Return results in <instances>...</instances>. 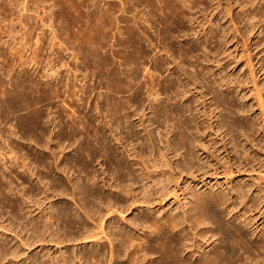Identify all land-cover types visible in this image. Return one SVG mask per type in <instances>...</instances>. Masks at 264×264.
Instances as JSON below:
<instances>
[{"label": "bare ground", "instance_id": "obj_1", "mask_svg": "<svg viewBox=\"0 0 264 264\" xmlns=\"http://www.w3.org/2000/svg\"><path fill=\"white\" fill-rule=\"evenodd\" d=\"M9 1H10V3H12V2L15 3L18 8L21 5L20 7H22V8H19L20 9L19 13L18 12L17 13L21 14L22 18L24 19V17H23L24 15H22L21 12L25 11L26 9L29 10V8H28L29 3L26 0H24V1L17 0L16 2L14 0H9ZM42 1L44 2L45 0H42ZM124 1H126V0H124ZM144 2H146V5H145L146 7L147 6L151 7V9L149 10L150 13L152 12L153 9L155 10L154 12H156V11L162 12V15L164 17V20H162L160 22V24H162V25L170 24V23L174 24L176 22V18H181L183 20L184 19L186 20L187 16H186V11H184V6H181L178 2L174 3L172 0H129V2H127V3L128 4L132 3L133 9H134V11H136L137 8L139 7L140 3L142 4ZM153 4H154V7L152 6ZM261 5L262 6H261L259 16H258V20L260 21V23L264 21V1H263V4H261ZM114 7L115 6H111V4H110L107 9L102 10V11H104V12H101L102 14L100 13L101 19L99 22L102 23V26L104 28L103 29L104 34H101V35L99 34L100 36L103 37V38L101 37L102 42H104V41H106V39H108L109 36L107 34L109 32H111V30H112V28L116 22L118 23V25L120 22H126L128 25V28H129L127 32L129 33L130 39L127 41H124V42H126L127 45L130 44V47L133 49L134 53L132 52L133 54L131 53L132 54L131 56H133V55L136 56V54H138V56H139V54H141V56H143V57L144 56L150 57L149 52L142 49V47H140L137 44L138 41H136V40H137V38L139 40L140 35L145 34L148 29L151 30L152 26L147 27V28L144 27L145 29H142L140 24L143 22V23H146L149 25L152 22V16L148 17L149 14H147L145 19L140 23L139 20L137 19L136 14H135L132 17L134 20V23L132 25H130L128 18L122 19L121 16L115 15L117 9H119V8L116 7L117 9L115 11ZM50 8H51V6H50ZM79 9H80V7H79ZM9 10H14V9H9ZM16 10H18V9H15V11ZM229 10H230V12L232 10V1L229 2ZM51 11H52V9H51ZM121 11L123 13L124 12L128 13L129 10L126 7H121L120 12ZM7 12L10 13L11 11H7ZM96 13H97V11H96ZM96 13H94V14H96ZM147 13H148V11H147ZM256 13L253 14L252 19L256 18V16L258 15V14L256 15ZM81 14H83V13H81ZM70 15H71V13H70ZM18 17H20V16L18 15ZM2 21H4V20L2 19ZM2 21H0V27L2 26L3 29H5V28L7 29V26H9V25L4 24ZM21 23L22 22L20 21V25H21ZM180 24L182 25V27H184L183 22H181ZM90 25H92V24H90ZM72 26L74 27V25H72ZM10 27H12V26H10ZM10 27H8V29ZM2 28L0 30H2ZM114 28H115V26H114ZM164 28H166V27H164ZM8 29H7V31H9ZM140 29H141V31L142 30L143 31L141 32ZM82 30H84V29H82ZM103 31H102V33H103ZM170 31L168 29V36H167V32L166 33L160 32V34L157 33V34H159V36H163L162 39L164 42L166 41V38L168 37V46H167V49H165L166 54H168V56H167L168 61L167 62L171 66V67H168V72H170L173 69L174 71L177 70L180 73V75L176 76L174 79L173 78L171 79L168 76L170 79L168 78V87L167 88H168V90L174 89L175 92L183 95L187 92V90H189L188 87L190 85L194 86L195 89H198V85L200 83H198V80L196 79L197 77L194 78L193 75L191 76L187 72V69L184 68V66L182 65L181 62H178V60L176 58L172 57L174 55V53H173L174 50H173L172 44L170 43V39H172V36H174V34L171 33ZM183 31H184V29H183ZM0 32H2V31H0ZM4 32H5V30H4ZM10 32H11V30H10ZM91 32H92V30H91ZM91 32H89V34ZM184 32H186V31H184ZM88 37L89 36L87 35L86 39H88ZM92 37H93V35H92ZM92 37L90 35V38H89L90 41H92V40L95 41L94 38H96L97 36L96 37L94 36V38H92ZM91 38H92V40H91ZM197 38H199V37H197ZM109 39H110V37H109ZM88 40H87V42L90 43ZM96 40H98V39L96 38ZM93 41H92V44L95 45L94 48H93V46L91 47V44H90V47H91V49H90L88 46L89 44H87V47L90 49V51L88 50L90 53H87V54L91 55L93 57V59H95L94 61H95V65L97 68L99 67L102 70V67L104 66V68L107 69V71L104 72V73H106V76L103 77L105 79V85H104L105 91H104V94H103V92L102 93L99 92L100 93L99 95H101V94H103V96L105 95V100H106L108 107H107V112H106L107 115H106V117L104 115V119H103L104 125H102L101 127H100V125L98 127H95V126L90 127V126H92L91 122H89V123L86 122V125L88 124L87 126L85 124H83V125H85V126H83V129H85V132L84 131H82V132H84L85 137H87L85 139H88L84 143H83V141L85 139L82 141L80 139L81 137L78 138V135H77L79 133L80 127H81V125H80L81 122L79 123L80 119H78V122L76 120L73 121L74 119L70 120V121H73V123L68 126L69 127L68 128L69 129L68 134H66V133H64V135L62 134L63 133L62 126H61L62 130H59V133L56 134L55 126H54V129L52 126L55 124L57 119L52 118L50 120V117L48 118L49 115L48 116L46 115L47 119L45 120L39 114L42 110L41 109L37 110L38 108H41L43 106V104H44V103H42L43 101L42 102H39V101L32 102L29 98H27L26 96H23V94H26V91L24 90L26 88H27V90H29L28 88H30V90L32 89L31 91H35V93L39 92V91L41 92V90H39L40 88L38 89V84L40 82L38 83L36 80L35 87H27L28 85L27 86H25V85L29 84L30 82H33V81H30L29 83L24 82L25 81L23 78L25 76V74H24V76L22 77L23 79H21V75H20V79H21L20 81L21 82L17 83V86H16V84H14V86H16L15 88H18L17 89L18 91H19V89L22 90V91L20 90L19 93H21V92H25V93H23V94L18 93L20 95L19 101H13V100H12L13 102L10 101L8 112H9V114H12V116H14L15 118L17 117L16 115H18V117L20 119H23V122H25L23 124H26V129H24L25 127H21L20 128L21 130L18 131L20 134L16 133L17 134L16 135L15 134L16 129L14 126V129L11 130V128H10L9 131L7 130V133H4L0 129V134L4 133L5 142L9 141V139H11V138L13 139L14 137L16 139V136L19 135V140L24 141L23 142L24 144L19 145L18 142H16L17 144L13 146L12 142H14V141H12L9 143L10 145L8 146L7 150H6L7 146H4L3 144L0 145V161L4 160L5 156L8 155V157L11 160L10 168L14 169L17 167V160L21 159L23 175L19 179L22 180V184H24V182L27 181L23 177L24 174L26 176V173L30 174V176H32V177L35 176V178H37V181L39 183L40 182L43 183L42 178L44 177L43 174L45 172L44 173L42 172L43 174L41 173V175H42V177H41L39 174L40 173L39 169L41 167L43 169H46L50 173L54 174L52 179L50 180V183L47 182L48 183L47 190L44 191V190L40 189L39 187H37V185H36V187L33 186V188H32L33 189L32 190L33 196L26 197L25 196L26 194H24L25 193L24 192V193L20 194V196H22V198H21L22 200L20 199V201L12 202V206L15 209L14 215L16 216V218L23 217V213L25 212L24 217L26 218V220H28V221L30 220L29 222H31V225L34 228V232L37 234L35 236V238L37 237L38 240L39 239L41 240L42 236H45L44 235L45 230L46 231L49 230V232H50L49 235H50L51 239L57 238L60 240L59 243H62V244L64 242H66V243L72 242L73 243V248L71 247L72 248L71 253H67V254L64 253V255L62 257L63 263L61 262L59 264H88L90 262H92V264H258L257 262H261V264H264V231H263V235H261L258 239H255V240L251 239L250 233H249V229H251L250 226H252L254 221H255L254 212L256 210H258L260 208L261 204L264 202V187H263V184H264V177L263 176L264 175H261L262 172L256 169L257 168L256 166H258V165H260L261 167H264V165L262 164V163H264V159H261V157L259 156L260 160H258L259 159L258 155L263 153L262 150L264 151V148H263L264 144L261 145L260 148L258 147V145L260 146V144L262 142H264V92H263L262 88H260L259 82L255 83V89H254L255 90V92H254L255 97L258 96V99L254 103L249 104V106L247 105L248 107L245 106L246 105V96H241L240 94H238L240 96H238L236 98L233 95L229 97L227 94V96H226L225 95L226 93H225L223 95L224 97L219 98V103L222 104V107H225V109L228 111V113L226 116L223 115L224 118H222V124H221L220 128H219V125H217L218 133L221 132V130H223V128L228 129L231 133L236 130V131H239L240 133H242V132L244 133V135L246 137V141L249 140L251 135H252V137L255 135H258V139L260 138L261 142L256 143L255 147L251 146L250 149H245L244 153H246V154L244 156L242 155L243 157L241 160L239 157H236L233 155L234 157L237 158L238 161L240 160L238 162L239 164L237 166V169H238L237 172H240V170L242 169V166L247 163V165L248 164L251 165V166L250 165L249 166L253 169V171H258V175H259L258 179L257 178H256L257 180L252 179V181L249 183H247L245 181L244 184L241 181L242 180L241 179L234 186H230V187L227 186L228 190H226V189H219L218 190V189H215L214 187H212V188L207 187L205 190H201L200 188H198L199 184L195 185V183H197V181L195 179L196 178L195 174L197 172L209 173V171L215 170L217 173L219 170V171H221V174L225 175L227 180L230 179V181L232 180L233 183L235 182L234 181L235 180L234 176L236 174L235 173V164L232 163V161H231L232 159L230 157H227L224 162L223 161L221 162V160H219L220 157L218 158V156L215 155L216 151H220L217 148V144H218L217 141L214 140V137H212L211 139H207V136L209 134L214 135V133H217L215 130L216 127L213 126L214 123L206 126V125H203V123L201 124V122H200L199 124H196V126H193V124L196 123V121H197V119L195 120V117L198 118L199 116L198 115H197L198 117L196 115L191 116V114H189L192 117L191 118L189 116L190 117V119H189V118H187L188 116L186 117L187 111H185V109H184V108H186L185 106H184V108H183L184 110H183V109H181V107H179V105H178L179 103H177L178 101H176L177 104L174 105V107L172 106L173 103L171 104L169 102L168 103V109L166 108V106H162V108L160 110L158 109V111H157L158 115H160L161 118L163 117V115H166V118H165L163 123L168 124V130H167L166 138L164 140H163V138L161 139V141L164 142L163 146L162 145L160 146L159 143L154 141V138L152 136L153 133H151L150 131H147V133H145L146 134L145 140L143 143H141L142 147L139 149V151H135V154L132 156L131 150H128V148L133 145L132 142H129V144H125L123 141L125 135L124 136L121 135L122 134L121 132H120L121 134H119L116 138H114V136H116V135L113 134V131L114 132L116 131L115 134H117L119 132L118 130L121 126V123L124 122L125 118L129 119L128 118L129 116L127 115L128 112L125 108V105H123V99L127 96L130 98V96L125 94L124 91L127 90V91H130L131 93L136 92V89L132 86V83L134 82V80H136V78H135L136 74L135 75L134 74H128L126 77H123L124 79H122L119 76L120 74H122L121 69L118 67L119 69L113 68V70H111L110 67L113 64L108 60L109 54L104 55L106 53H104V54L101 53V52H103V51H101L102 49L100 48V46H102V45H100V46L98 45V48H97L96 44ZM99 42L102 43L101 41H99ZM99 42L98 43L96 42V43L99 44ZM120 42H121V40H120ZM107 43H109V42H107ZM120 44H117V45H120ZM122 44L124 46V43H122ZM125 47L126 46H124V48ZM127 47H129V46H127ZM203 47H204V45H203ZM88 48H86V49H88ZM188 52L189 51L184 50V52L182 51V55L186 56L188 54ZM204 54H205L204 55V65L202 67H204L205 63L208 62V59L206 56L207 53H204ZM2 55L3 54L0 53V59H2L4 61L5 59L2 57ZM118 56H120V55H118ZM131 56H130V59L128 61L126 60L127 62L126 61L124 62L125 65H127V64L131 65V64L136 63L135 58H134L135 56L134 57H131ZM17 58H16V60H17ZM72 60H73V58H72ZM3 61L0 62L1 66H2ZM85 61H86V59H85ZM66 64H68V63H66ZM201 64H203V63H201ZM1 66H0V68H1ZM67 67H68V65H67ZM94 68H95V66H94ZM254 68H255L254 65L251 64L252 75H254ZM205 69H207V72L205 73V75L206 76L209 75V76H208V78L206 76L205 77L203 76L204 77L203 79L205 81V79L207 78L205 85L208 87V90H209V88H213L215 86V84L218 82V80H216L217 78H214V79L212 78V75H211V71H213L212 69H210L207 65L205 68H203V70H205ZM0 71H1V69H0ZM13 71H11V72H13ZM11 72H9V74ZM25 73H27V72H25ZM71 73H72L71 70H69L68 75H70ZM93 73H95V72H93ZM100 73H102V72H100ZM73 75H75V74H73ZM122 75H124V74H122ZM152 75H154V74L152 73L150 75L151 77L149 78V80L151 81L150 85H148L149 91H150L149 94H150V96L153 95V96H155V98H158L160 96L161 92L159 93L160 90L158 91L157 89H155V87H154L155 85H153L154 84L153 82H155L154 76H152ZM210 77L212 78L211 80H209ZM0 80L2 81L1 78H0ZM1 81H0V90L3 91L4 82L2 81L3 82V84H2ZM63 82H60V83L58 82L59 83V84L57 83L58 85L56 84L58 86L57 89L55 87H53L52 91L50 90V88L47 90V92L50 90L51 93L53 94V97L58 99L59 100L58 102H60V103L62 102L61 101V99H62L61 93L64 92L63 89L60 90V88H61L60 84ZM218 84H219V86H221L220 83H218ZM30 85H33V83ZM203 85H202V88H200L201 89L200 94H201L202 98L204 97V95H203L204 93H202V91L204 89ZM4 86H5V84H4ZM67 87L64 90L66 93L69 94L68 95L69 97H70V95H71V98H73L74 96H77V94L79 93V90L78 91L74 90L75 89L74 88V89H72L73 91L71 93H69V90L71 88H69V90H68ZM15 88H13V89H15ZM76 89H77V87H76ZM6 90H8V89H5V91ZM43 90H45L44 87H43ZM80 90H84V88H81ZM45 91H44V93H46ZM61 91H63V92H61ZM65 92L63 94H65ZM95 92H96V90H94V93ZM137 92H138V90H137ZM4 93L8 96V94L6 92H4ZM8 93H10V92H8ZM32 93L34 95V92H32ZM187 94H188V92H187ZM9 95L13 96L12 91ZM16 95H17V93H15L14 96H16ZM37 95H38V93H37ZM185 95H184V98H185ZM7 96H6V99L8 97H10V96H8V97ZM50 96H52V95H50ZM179 96H181V95H179ZM179 96H178V98H179ZM89 97H90V95H89ZM128 97L126 99H128ZM182 97H180V98H182ZM131 98H133V97H131ZM6 99H5V102L6 101L9 102ZM36 99H37V97H36ZM45 99H46V97H45ZM152 99H154V98H152ZM10 100H11V97H10ZM195 100L197 102L198 98ZM255 100H256V98H255ZM14 102H16V103L14 104ZM47 102H49V101H47ZM56 102L57 101H55V103ZM91 102H93V101L89 100L88 104H90ZM20 103L22 104V107L20 106L21 105ZM41 103H42V105L40 106ZM69 104L64 99V104H62V105L60 104V106H58V107L62 108L59 110V112L63 110L62 106H64V109H66V110L67 109L69 110L70 107L72 108V106H70L71 104L70 105ZM91 104H93V103H91ZM215 104H217V101ZM38 105H39V107L37 108ZM46 105H49V104H46ZM86 106H89V105H86ZM181 106L183 107V105H181ZM191 106H189V107H191ZM242 106H244V107L242 108ZM34 107H36L37 109ZM67 107H69V108H67ZM189 107H188V109H189ZM204 107H206V106L203 105V111H201L199 114H201V116L203 117L204 120L213 122L215 117H216L214 115L215 110L210 113ZM0 111H1V108H0ZM76 111H78V110H76ZM192 111H195V110L194 109L191 110L190 113ZM71 112H73V111H71ZM79 112L81 113L82 111H79ZM43 113H44V111H43ZM235 113H239V115L241 117L240 119H242V117H243L246 120V122L245 123L244 122H236L234 120V118L237 116L233 117ZM9 114L7 115L8 117L11 116V115L9 116ZM41 114H42V112H41ZM78 114L76 115L73 113V115L80 117V115H78ZM73 115L71 114L72 117H73ZM69 116L70 115H68V117ZM0 117H1V115H0ZM107 117H111L112 118L111 121L113 119L115 120L116 129H114L115 127L113 128L111 126V124L105 120V119H107ZM7 118H5L6 120L4 119V121L6 122L5 124H7L8 120H9V118L8 119ZM173 119L176 120L177 122L176 121L174 122ZM217 119L219 121V118H217ZM157 120H158V118H157ZM172 120H173V123H171ZM194 120H195V122L193 123ZM41 121H42V125H41ZM126 122H129V120H126ZM43 123H44V125H43ZM159 123H161V122H159ZM125 125H127V124H125ZM89 127L92 128V131H90L91 129L89 130ZM131 127H132L131 125H130V127L128 126V128H131ZM145 129H146V127H145ZM22 130H24V131L21 132ZM108 131L110 132V135H108L109 134ZM157 131H158V129H157ZM130 132H132V131H130ZM133 132L131 134H133ZM65 134H66V136H65ZM4 135H2V136L4 137ZM110 136H112L114 138V141L116 139L115 143H113V141L111 139H109ZM130 136L131 135H129V137ZM220 141H223V139L221 138ZM74 145H76V147L74 149L76 155H73L74 156L73 162L70 161L73 166L70 167L69 163H67L68 161L65 162L64 159L67 158L66 157L67 156V150L71 149V147H73ZM121 147H123V150L122 149L120 150ZM213 147H214V149L211 150ZM223 147L225 148V151H228V144L227 143L224 142ZM244 148H245V145H244ZM25 149H27V151ZM135 149L136 148L132 147V151H134ZM252 149L254 151V154L249 153V151ZM253 151H251V152H253ZM18 152L22 153L21 157H19ZM226 153H228V152H226ZM203 154H205V156H204L205 158L203 159L204 161L201 162L200 160H201ZM227 155H230V154L228 153ZM25 156H26V158H30V156H31V162H32L31 164L34 165V168H36V169H34V168L32 169V165L30 166V164H28V162L24 158ZM99 157L103 158L104 164L107 166L103 170V174H106L108 167L111 168V170H112L111 180H113V182L107 183L108 180H106L105 176L102 178L99 177V174L97 173L99 170L96 169V167H94V164H93L94 161H96L97 158H99ZM259 161H260V163H259ZM29 163H30V161H29ZM257 163H258V165H256ZM236 164H237V162H236ZM18 167H19V165H18ZM72 167H74L73 170L76 167L77 170L84 173L85 174L84 178H82V177L78 178V176L76 177V176H74V174L73 175L70 174ZM243 167H245V166H243ZM95 169H96V172H95ZM7 170H9V169L7 168ZM242 170H244V168ZM0 171H1V169H0ZM82 173H80V174H82ZM192 174H193V177H189ZM9 176H10V174H9ZM100 179H101V181H100ZM2 183L0 184L1 195H3L4 193L6 194L7 189H10L9 191L11 192V194L19 196L18 195L19 192L18 191L16 192V190H15L16 188L13 189L12 187H10V188L6 189V187H4L5 185L3 186ZM45 184L46 183H44V185ZM8 185H7V187H8ZM11 185L12 184H10V186ZM38 185H40L42 187L41 184H38ZM182 186L185 189L182 188ZM254 188H256L257 193H256V195H254L252 197V196H250V192ZM39 189H40L41 193L43 191L45 199H51L52 198L54 200L53 203H51L52 204L51 205L52 212L50 213L49 216H47V214L46 215H44V214L39 215L41 213L39 210L41 208V204H40L41 198L36 196L39 193L38 192ZM180 191H182L181 192L182 194L179 195ZM27 196H28V194H27ZM172 196L177 200L176 202L179 204V205H177V207L170 208V209H168V211H165V213L164 212L163 213L162 212L157 213L158 211L155 208L151 207L153 205H161V202L165 201L167 198L170 199ZM181 196H183L184 200L181 199ZM233 197L239 198V200H240L239 206H242L245 209L243 212L239 213L240 207L235 205ZM31 198H32V200H31ZM17 199H19V197ZM4 200H7L6 197H4ZM60 203L64 204V206L62 208L57 207V204H60ZM144 205H145V207H144ZM25 206L27 207L26 210H25ZM139 207H141V208H139ZM11 209H13V208H11ZM37 210L39 212H37ZM22 211H23V213H21ZM130 211H132L131 213H133V216L130 214L131 217L130 216L128 217V215H126V214H128V212H130ZM45 216H47L49 219H47L48 222L44 223V230H43V229H41L42 225H39V221H40L39 218H42ZM55 218L58 219V221L60 223L59 225L61 227L60 230L57 232L55 230H51L49 227V224H50V226L53 225V223L51 221ZM232 219H235L237 222H240V224H237L234 221L232 222L231 221ZM13 225L14 224H12V226ZM5 229L10 230V228H8V227H5ZM41 234H42V236H41ZM15 235L18 236L17 233H15ZM1 238L3 239L4 237H1ZM2 239H0V240H2ZM5 240L6 239L4 238L3 241H5ZM2 243H4V242H2ZM21 243L23 246H26V247L28 244L29 245L31 244L30 239H27L25 241L23 239H21ZM82 245H84V247ZM79 247H81V248L79 249ZM0 251L3 253V255H5V254H6V256L11 255L12 257L16 258L19 254L20 246L19 245L16 246V248L14 250H12V252L8 253V249H7V247H5V244L4 245L0 244ZM252 251L259 252V253L254 252L257 254L256 258H255L256 254L253 255L254 258H252V256H251ZM3 255L1 256L2 260L4 258H6ZM257 259H260V260L258 261ZM255 260L257 262H255ZM36 262L34 264H36Z\"/></svg>", "mask_w": 264, "mask_h": 264}, {"label": "rangeland", "instance_id": "obj_2", "mask_svg": "<svg viewBox=\"0 0 264 264\" xmlns=\"http://www.w3.org/2000/svg\"><path fill=\"white\" fill-rule=\"evenodd\" d=\"M14 1L16 2L17 0H14ZM22 1H24V0H22ZM26 1L29 3L28 4L29 10L26 9L25 11L21 12L22 15H24L23 16L24 19H23L21 14H18L19 10H20L19 8H22V7H20L21 5L18 8L17 5L15 3H13L12 1H11L12 3H10L9 0H0V19H1L0 21H2V19H3L4 21H2V22L6 25H9V26H7V29H8V27L12 26L8 29L9 31H7L6 28L3 29L2 26L0 27V29L2 28V30H0V31H2V32H0V51H1L0 53L3 54L2 57L5 59L4 61L2 59H0V62L3 61V63H2L3 67L0 65L1 66L0 78L2 79V81L4 82V84L6 86L5 87L3 82L0 80L3 84V91L0 90L2 92V93L0 92V108H1V111H0V115H1V117H0V129L4 133H7V130L9 131L10 128H11V130L14 129V126L16 129L15 134L16 133L20 134L18 131L21 130L20 129L21 127H25L24 129H26V124H23V123H25V122H23V119H20L18 117V115H16L17 117L15 118L14 116H12V114H9V112H8L10 101H12V100L13 101H19V99H20L19 94L25 93V92L19 93V91L21 89H19V91H18L17 90L18 88H15L17 86V83H20L21 82L20 80L23 78L25 80L24 82H26V83L33 81V82H30L29 84L25 83L26 84L25 86L28 85L27 87H35L36 80L38 83L40 82L38 84V89L40 88L39 90H41V92L39 91V92L35 93V91H31L32 89L30 90V88H28L29 90H27V88H26V89H24L26 91V94H23V96H26L32 102H36V101L42 102L43 101L42 103H44V104L41 108H38L39 105L37 106L38 109L36 107H34V108H36L37 110H39V109L42 110L41 111L42 114H41V112L39 114L45 120L47 119L46 117L48 115H49L48 118L50 117V120L52 118L57 119L55 124L52 126L53 129L55 126L56 134L59 133V130H62L61 126L63 128L62 134L63 135H64V133L68 134V131H69L68 126L71 125L73 123V121L76 120L78 122V119H80L79 123L81 122V124H80L81 127H80V131L77 135H78V138L81 137L80 139L83 141L85 138H87L84 135L85 129H83V126L86 125V122L92 123V126H90V127H94V126L98 127L99 125L101 127L102 125H104L103 119H104V115H105V117L107 115L106 112H107L108 105H107L106 100H105V95L103 96L104 91H105V87H104L105 79L103 77L106 76V73H104V72L107 71V69L104 68V66L102 67V70L99 67L97 68L95 65V61H94L95 59H93V57L91 55L87 54V53H90L89 51H90L91 47L93 46V48H94V46H95L94 44H92V41H93L92 38H94V36L95 37L97 36L96 38L98 40H96V38H94L95 41H93V42L96 44L97 48H98V45L99 46L102 45V46H100V48L102 49V50L101 49L100 50L103 51L101 53H103V54L106 53L104 55L109 54L108 60L113 64L110 67L111 70H113V68L114 69L120 68L121 73L124 74V75H122V74L119 75L122 79H124L123 77H126L128 74H134V75L136 74L135 75L136 80H134V82L132 83V86L136 89V92L131 93L130 91H127V90L124 91L125 94L130 96V98L127 96L128 99H126L127 97H125L123 99V105H125V108L128 112L127 115L129 116L128 117L129 119L125 118L124 122L121 123V126L118 130L119 132L117 134H115L116 131L115 132L113 131V134L116 136H114L112 134L114 136V138H116L119 134L122 133L121 135H123V136L125 135L124 139H123L125 144H129V142H132L133 145L128 148V150H131L132 156L135 154V151H139V149L142 147L141 143L144 142L145 136H146L145 133H147V131H150L151 133H153L152 136L154 138V141L159 143L160 146L161 145L163 146L164 142L161 141V139L163 138V140H164L166 138V134H167V130H168V124L163 123L165 118H166V115H163V117L161 118V116L158 115L157 111H158V109L160 110L162 108V106H166V108L168 109V103L169 102L171 104L173 103V105H172L173 107H174V105L179 103L178 105H179V107H181V109H183L184 106L186 107L184 109H185V111H187L186 112V117L188 116L187 118L190 119L191 116H195V115L199 116V117L197 116L199 119L195 117V120L197 119V121H196V123H194L195 120L193 121V123L195 124V125L193 124V126H196V124H199L200 122H201V124L203 123V125H206V126L214 123L213 126L216 127L215 130L217 133H214V135L209 134L207 136V139H211L212 137H214V140L217 141V143H218L217 148L220 151H216L215 155L218 156V158L220 157L219 160H221V162L222 161L224 162L227 157H230L232 159L231 160L232 163L235 164V173L236 174L234 176V179H235L234 183L232 182V180L230 181V179L227 180L225 175L221 174V171L218 170V172L216 173L215 170H211V171H209V173L197 172L195 174L196 175L195 179L197 181V183H195V185L199 184L198 188H200L201 190H205L207 187H209V188L214 187L215 189H218V190L219 189L228 190V187L234 186L241 179H242L241 181L243 182V184L245 181L247 183H249L252 181V179H256V178L258 179V176H259L258 171H253V169L250 167L251 166L250 164L247 165V163H246L245 165H243L245 167L242 166V169L244 168V170L241 169L240 172H237L238 171L237 166L239 164L238 162L246 154V153H244L245 152L244 150L250 149L251 146L255 147L256 143L261 142L260 138L258 139V135H255L253 137L251 135L249 140L246 141V137H245L243 132L240 133L239 131L235 130L232 132L233 133L232 134L228 129L223 128V130H221V132L218 133L217 125H219V128H220V126L222 124V118H224V116H226L228 113V111L225 109V107H222V104L219 103V98L224 97L223 95L225 93H226L225 95L227 96V94H228L229 97L232 95L236 98L240 95L246 96V105L245 106H247V105L249 106V104L254 103L258 99V96L255 97V93H254L256 82H259V86H260V88H262V90L264 92V85H263L264 84V51H263L264 50V21L260 23V21L258 20L259 12H260V9L262 6L261 4H263L264 0H177V1L172 0L174 3L178 2L181 6H184V11H186L187 17H186V20L185 19L183 20L181 18H176V22L174 24H171V23L165 24L166 26L160 24V22L162 20H164L162 12L161 11L154 12L155 10L153 9L152 12L150 13L149 10L151 9V7H149V6L146 7L145 6L146 2H144L142 4L140 3L141 6L139 5V7L137 8L138 11L137 10L134 11V9L132 7L133 4L127 3V2H129V0H126V1H124V0H72V1L71 0H52V1L51 0H45L46 2L45 1L43 2L42 0H26ZM231 1H232V10L230 12L229 2H231ZM110 4H111V6H115L114 7L115 11L117 8H119V9H117L115 15L121 16L122 19L128 18L130 25H132L134 23V20L132 17L135 14H136L137 19L139 20L140 23L145 19L147 14H149L148 17L152 16V22L149 25L146 23H143V22L140 24L142 29H145L147 27L152 26L151 30L148 29L145 34L140 35L141 38L139 37V40H138V38L136 40V41H138L137 44L140 47H142V49L149 52L150 57H145V56L143 57V56H141V54H139V56H138V54H136V56L135 55L131 56L134 53L133 49L130 47V44L127 45L126 42H124V41H127L130 39L129 33L127 32L129 28H128V25L126 22H120L119 25L116 22L117 24L115 23V25H114L115 28L113 26L114 29L112 28L111 32H109L107 34L110 37V39L108 37L109 40L106 39V41L103 40L104 42H102L103 37L100 35L104 34V31H103L104 28L102 26V23L99 21L101 19V14H102L101 12H104L102 10L107 9ZM49 5L51 6V8ZM152 6L154 7V4ZM79 7H80V9H79ZM121 7L128 8V10H129L128 13L127 12L123 13L122 11L120 12ZM9 9H14V10H9ZM15 9H18V10L15 11ZM51 9H52V11H51ZM95 10L97 11V13ZM7 11H11V12L9 13ZM147 11H148V13H147ZM93 12L96 13L97 15L94 14ZM70 13H71V15H70ZM81 13H83V14H81ZM255 13H256V15L257 14L258 15L256 16V18L252 19L253 14H255ZM18 15L20 17H18ZM20 21L22 22L21 25H20ZM181 22H183L184 27H182V25L180 24ZM90 24H92V25H90ZM72 25H74V27ZM164 27H166V28H164ZM82 29H84V30H82ZM100 29L103 31V33ZM168 29H169V31L171 30L170 32L174 34V36H172V39H170V43L172 44L173 50H174L173 51L174 55L172 57L176 58L178 60V62H181L182 65L184 66V68L187 69V72L191 76L193 75L194 78L197 77L196 79L198 80V83H200L198 85V89H195L194 86L190 85L188 87L189 90H187L188 94H187V92L185 93L186 95L185 94H183V95L178 94L177 92H175L174 89H173L174 90L173 91L170 88H169L170 90H168V88H167L168 87V78L170 77L171 79L172 78L174 79L176 76L180 75V73L177 70L174 71L172 69L170 72H168V67H171L167 62L168 61V58H167L168 54H166V50H165V49H167V46H168V37H167L168 36ZM183 29L186 32H184ZM4 30H5V32H4ZM10 30H11V32H10ZM91 30H92V32H91ZM140 31H141V29H140ZM89 32H91V33L89 34ZM160 32H162V33L167 32V36H166L167 38H166L165 42L162 39L163 36H159ZM157 33H159V34H157ZM87 35L89 36L88 39L90 38V35H91V37L93 35V37L91 38L92 41H90V39L89 40L86 39ZM197 37H199V38H197ZM87 40L90 43H88ZM120 40L122 43H124V46H126L125 48H124L123 44L120 42ZM99 41H101L102 43H100ZM96 42L97 43L99 42V44H97ZM107 42H109V43H107ZM87 44H89L88 46L90 49L87 47ZM90 44H91V47H90ZM117 44H120V45H117ZM203 45H204V47H203ZM127 46H129V47H127ZM102 47L103 48L105 47V48L103 49ZM86 48H88V49H86ZM184 50L189 51L187 54L188 56L186 55L187 57L182 55V51L184 52ZM204 53H207L206 56H207L208 62L205 63L204 67H202L204 65V55H205ZM118 55H120V56H118ZM130 56L131 57L135 56L134 58H135L136 63L131 64V65H129V64L125 65L124 62L126 60L128 61L130 59ZM16 58H17V60H16ZM72 58H73V60H72ZM85 59H86V61H85ZM66 63H68V64H66ZM201 63H203V64H201ZM251 64H253L255 67L254 68V75H252V73H251ZM67 65H68V67H67ZM93 65L95 66V68ZM206 65L210 69L213 70V71H211L212 78L213 79L217 78L216 80H218V82L214 86L215 88L214 87L209 88V90H208V87L205 85L206 79L208 78L209 75H207V76L205 75V73L207 72V69L203 70V68H205ZM69 70H71V72H72L70 75H68ZM11 71H13V72H11ZM99 71L102 73H100ZM9 72H11V73L9 74ZM25 72H27V73H25ZM93 72H95V73H93ZM150 73L154 74L152 76H154L155 82H153L154 83L153 85H155L154 86L155 89H157L158 91L160 90L159 93L161 92L160 96L158 98H155V96H153V95L150 96V94H149L150 91H149L148 85H150V83H151V81L149 80V78L151 77ZM24 74H25V76H24ZM73 74H75V75H73ZM20 75H21V79H20ZM203 76L207 77L205 79V81L203 79L204 78ZM212 78L210 77L209 80H211ZM58 82L64 83V84L63 83L60 84V86H61L60 90L63 89V91L65 92L64 89H66V87L68 86L67 87L68 90H69V88H71L69 90V93H71L73 91L72 89H74V88H75L74 90H77V91L79 90V93L77 94V96H74L73 98H71V95L69 97L68 93L65 92V94H63L64 92L61 91V92H63V93H61V98H62L61 101L62 102L61 103L58 102L59 100L56 99L55 97H53V94L51 93V91L53 90V87H55L56 89L58 88V86H57L59 84ZM32 83L34 86L30 85ZM218 83H220L221 86H219ZM14 84H16V86H14ZM202 85L204 88L202 91V93H204L203 98L201 97V94H200L201 93L200 88H202ZM43 87L45 88L46 91L43 90ZM76 87H77V89H76ZM13 88H15V89H13ZM49 88L51 91L49 90L47 92V90ZM81 88H84V90H80ZM5 89H8V90L5 91ZM94 90H96L95 93H94ZM137 90H138V92H137ZM7 91L10 93L12 91L13 96H10L9 95L10 93H8ZM44 91L46 93H44ZM4 92H6L8 94V96L11 97V100H10V97H8ZM32 92H34V95ZM99 92L100 93L103 92V94L99 95L100 94ZM15 93H17L18 96L17 95L14 96ZM37 93H38V95H37ZM238 94H240V95H238ZM5 95L9 99L8 98L6 99ZM50 95H52V96H50ZM89 95L91 98L89 97ZM179 95H181V96H179ZM184 95H185V98H184ZM178 96H179V98H178ZM36 97H37V99H36ZM45 97H46V99H45ZM131 97H133V98H131ZM180 97H182V98H180ZM152 98H154V99H152ZM197 98H198V100L196 102L195 99H197ZM255 98H256V100H255ZM5 99L8 100L9 102L6 101L7 102L6 103ZM64 99H65V101L68 102V104L71 102L70 103L71 105L70 104L69 105L72 106V108L70 107L71 108L70 109L69 107H67V108H69V110L68 109L66 110V109H64V106H62L63 110L59 112V110L62 108L58 107V106H60V104L61 105L64 104ZM89 100L93 101V102H91L93 104H91V103L88 104ZM47 101H49V102H47ZM55 101H57L58 103L57 102L55 103ZM176 101H178V102L176 103ZM216 101H217V104H215ZM15 103L16 102H14V104ZM42 103L40 104V106L42 105ZM46 104H49V105H46ZM86 105H89V106H86ZM181 105H183V107ZM203 105L206 106L204 108H206L210 113L215 110L214 115L216 117H215L213 122L204 120L203 117L201 116V114H199L201 111H203ZM20 106L22 107V104ZM189 106H191V107H189ZM188 107H189V109H188ZM243 107L244 106H242V108ZM192 108L195 111H192L193 113L192 112L190 113V111L193 110ZM76 110H78V111H76ZM43 111L45 114L43 113ZM71 111H73V112H71ZM79 111H82V112L80 113ZM73 113L76 115L79 113L78 115H80L81 118L79 116L73 115ZM8 114H9V116L10 115L11 116L8 117L7 116ZM71 114L73 115V117L71 116ZM189 114H191V116ZM68 115H70L72 118L70 116L68 117ZM235 116H237V117H235ZM7 117L9 118L8 122L9 121L10 122L9 123L7 122V124H5L6 122L4 121V119ZM111 117H107V119H105V120L107 122H109L113 128L115 127L114 129H116L115 120L113 119L111 121V119H112ZM233 117H235L234 120L236 122H244V123L246 122V120L243 117H242L243 120L240 119L241 117H240L239 113H235ZM157 118H158V120H157ZM217 118H219V121ZM71 119L72 120L74 119V120L70 121ZM126 120H129V122H126ZM173 120L171 121V123H173ZM175 121L176 120H174V122ZM159 122H161V123H159ZM83 124H85V125H83ZM125 124H127V125H125ZM129 124L132 126L131 127L132 129L128 128V126L130 127ZM41 125H42V121H41ZM43 125H44V123H43ZM90 127H89V130L91 129L90 131H92V128H90ZM145 127H146V129H145ZM157 129H158V131H157ZM23 131L24 130H22L21 132H23ZM82 131H84V132H82ZM130 131H132V132L134 131L133 134H131L132 132H130ZM4 133L0 134V139H1L0 145L3 144L4 146H7L6 150L8 149V146L10 145L9 143L12 141H14V142H12L13 146L17 144L16 142H18L19 145L24 144L23 143L24 141L19 140V135L16 136V139L14 137L13 139L11 138V139H9V141L5 142ZM108 133H109L108 135H110L109 131H108ZM66 134H65V136H66ZM2 135H4V137ZM129 135H131V136L129 137ZM111 137L112 136H110L109 139H111L113 141V143H115L116 139L114 141V138L113 137L111 138ZM221 138L223 139V141H220ZM87 140L88 139H85L83 141V143ZM224 142L228 144V151H225V148L223 147ZM263 144H264V142H262L260 144V146L258 145V147L260 148L261 145H263ZM244 145H245V148H244ZM75 147H76V145L71 147V149L67 150V156H66L67 158L64 159L65 162L68 161L67 163H69L70 167L73 166L71 163V162H73V158H74L73 155H76L75 150H74ZM132 147H134L136 149L134 151H132ZM263 148H264V145H263ZM121 149L123 150V147H121L120 150ZM213 149H214V147L211 150H213ZM25 150L27 151V149H25ZM251 151H253V149L250 150L249 153L254 154V151L253 152H251ZM226 152H228L230 155H227L228 153H226ZM262 152L263 153L258 155V157L260 156L261 159H264V151L262 150ZM18 155H19V157H21L22 153L18 152ZM233 155L236 157H239L240 160L238 161L237 158L234 157ZM204 156H205V154H203V156L200 160L201 162L204 161L203 160L205 158ZM260 157L258 160H260ZM24 158L26 159L28 164H30V166H31L32 165L31 164L32 163L31 162V156H30V158H26V156ZM29 161H30V163H29ZM0 162H1L0 163V167H1L0 169L2 171V172L0 171L1 172L0 173V182L1 183L3 182L2 185L3 186L5 185L4 187H6V189L12 187L13 189L16 188L15 189L16 192L17 191L19 192L18 193L19 196H16L14 194H11V192L9 191L10 189H7V191L5 190L7 193L5 194L4 193L5 191H4L3 192L4 194L2 193L3 195H1V191H0V239H2L1 237H4L6 239L5 241H3L4 238L2 240H0V244L1 245L5 244V247H7V249H8V253L12 252V250H14L16 248V246H18V245L20 246V251H19V254L16 258L12 257L11 255H8V256H6V254L3 255V253L0 251L2 253V254L0 253V264H34L36 261H37L36 264H59L61 262L63 263L62 257L64 255V253H66V254L71 253L72 248H73V243L72 242L71 243L64 242L62 244V243H59L60 240L57 238L51 239V237L49 235L50 234L49 230H47V231L45 230V232H44L45 236H42V234H41L42 238H41V240L40 239L38 240L37 237L35 238V236L37 234L34 232V228L32 227L31 222H29L30 220L28 221L24 217L25 212L24 213H23V211L21 212V213H23L24 218L23 217L16 218V216L14 215L15 209L12 206V202L20 201V199L22 198V196H20L21 193L25 192L24 194H26L25 195L26 197L33 196L32 195L33 194V191H32L33 186L36 187V185H37V187H39L40 189H42L44 191L47 190L48 183H50V180L52 179L54 174L50 173L49 171H47L46 169H43L41 167L40 168L41 170L39 169L40 176L42 177L41 173L45 172L44 174L42 173L44 175V177L42 178L43 183H41V182L39 183L37 181V178H35V176L32 177V176H30V174L26 173V176L24 174L23 177L27 181L24 182V184H22V180L19 179L23 175L21 159L17 160V167L14 169L10 168L11 160L8 157V155H6L5 159L0 161ZM236 162H237V164H236ZM259 163H260V161H259ZM93 164H94V167H96V169L99 170L97 173L99 174L100 178L105 176L106 180H108L107 183L113 182V180H111V178H112L111 177V173H112L111 168L108 167L109 170L107 169L106 174H103V170L107 166L104 164L102 157L97 158V160L94 161ZM262 164L264 165V163H262ZM18 165H19V167H18ZM256 165H258V163ZM256 167H257L256 168L257 170L262 172L261 175H264V167H261L260 165H258ZM7 168L9 170H7ZM33 168H34V165H32V169ZM73 168L74 167H72L70 174H72V175L74 174V176H76V177L78 176V178H80V177L84 178V175H85L84 173L77 170L76 167H75L76 170L75 169L73 170ZM34 169H36V168H34ZM96 169H95V172H96ZM80 173H82V174H80ZM9 174H10V176H9ZM189 177H193V174L190 175ZM100 181H101V179H100ZM44 183H46V184L44 185ZM10 184H12V185L10 186ZM38 184H41L42 187ZM7 185H8V187H7ZM263 187H264V184H263ZM182 188H184V187L182 186ZM40 189L38 191L39 192L38 195H36L39 198H41V203H40L41 208L39 209L41 213L39 215H42V214L46 215L47 214V216H49L50 213L52 212V209H51L52 204L51 203H53L54 200L52 198L51 199H45L43 191L41 193ZM181 192L182 191L179 192V195L182 194ZM256 193H257V190H256V188H254L251 190L250 196L253 197L254 195H256ZM27 194H28V196H27ZM3 196L6 197L7 200H4ZM18 197H19V199H17ZM32 198H31V200H32ZM181 199H183V196H181ZM233 199H234L235 205L239 206V204H240L239 198L233 197ZM176 201L177 200L172 196L170 199L167 198L165 201L161 202V205H153L151 207L155 208L158 211L157 213H160V212L165 213V211H168V209L175 208V207H177V205H179ZM60 204H57V207L62 208L64 206V204H62V203H60ZM144 207H145V205H144ZM239 207H240L239 213H241L245 210L242 206H239ZM11 208H13V209H11ZM26 208L27 207L25 206V210H26ZM139 208H141V207H139ZM37 212H39V211L37 210ZM131 212L132 211L128 212V214H126V215H128V217L129 216L131 217V215L133 216V213H131ZM47 216L39 218V220H40L39 225H42L41 229H43V230H44V223L48 222L47 219H49ZM254 217H255V221H254L253 225L250 226L251 229H249L250 237L253 240L258 239L261 235H263V231H264V202L261 204L260 208L254 212ZM231 221L232 222L234 221L235 223L240 224V222H237L235 219H232ZM51 222L53 223V225L50 226V224H49L50 229L55 230L56 232L59 231L61 227L59 225L60 223H59L58 219L55 218ZM12 224H14V225L12 226ZM5 227L10 228V230L5 229ZM15 233H17L18 236H16ZM21 239H23L24 241L27 239H30L31 244L30 245L28 244L30 247L28 245H27V247L23 246L21 243ZM2 242H4V243H2ZM82 246L84 247V245H82ZM80 248L81 247H79V249ZM254 252L259 253L257 251H252V254H251L252 258H254L253 255L256 254ZM2 255L4 257H6L3 260L1 258ZM256 256H257V254L255 255V258H256ZM257 260L259 261L260 259H257ZM255 262H257V261L255 260ZM90 263L92 264V262H90ZM90 263H88V264H90ZM257 263L261 264V262H257Z\"/></svg>", "mask_w": 264, "mask_h": 264}]
</instances>
